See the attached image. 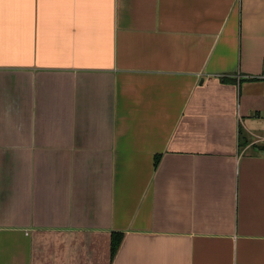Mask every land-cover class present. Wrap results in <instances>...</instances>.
<instances>
[{
  "label": "crops",
  "instance_id": "1",
  "mask_svg": "<svg viewBox=\"0 0 264 264\" xmlns=\"http://www.w3.org/2000/svg\"><path fill=\"white\" fill-rule=\"evenodd\" d=\"M253 135L264 0H0V264H264Z\"/></svg>",
  "mask_w": 264,
  "mask_h": 264
},
{
  "label": "trees",
  "instance_id": "2",
  "mask_svg": "<svg viewBox=\"0 0 264 264\" xmlns=\"http://www.w3.org/2000/svg\"><path fill=\"white\" fill-rule=\"evenodd\" d=\"M225 80V79H224ZM239 134L241 136V134L243 135V130L240 128L239 129ZM247 142H249V139L248 141L245 140V141H242L243 144H246ZM159 160H160V155L157 154L154 156V166L156 167L159 163ZM122 233L121 232H112L111 234V238H110V258L111 260H113L119 246H120V243L122 241Z\"/></svg>",
  "mask_w": 264,
  "mask_h": 264
},
{
  "label": "built area",
  "instance_id": "3",
  "mask_svg": "<svg viewBox=\"0 0 264 264\" xmlns=\"http://www.w3.org/2000/svg\"><path fill=\"white\" fill-rule=\"evenodd\" d=\"M261 78H263V76H260ZM254 139H253V143L256 142H264V136H260V135H253Z\"/></svg>",
  "mask_w": 264,
  "mask_h": 264
}]
</instances>
